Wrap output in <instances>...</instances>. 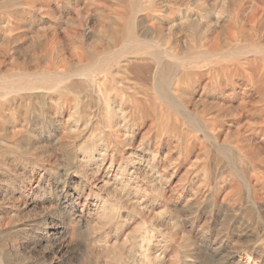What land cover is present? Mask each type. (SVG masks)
Listing matches in <instances>:
<instances>
[{
	"label": "bare ground",
	"instance_id": "1",
	"mask_svg": "<svg viewBox=\"0 0 264 264\" xmlns=\"http://www.w3.org/2000/svg\"><path fill=\"white\" fill-rule=\"evenodd\" d=\"M71 2L84 15L58 20L59 9ZM202 83L210 93L238 96V108L207 117L203 114L207 110L200 109L207 94L197 92ZM236 116L240 121L246 116L245 125H240L246 126L248 135L239 125L244 132L240 129L221 143L236 148L230 156L239 166L236 174L241 186L230 194L236 196L241 210L250 207L261 218L264 155H259L257 144L259 134L264 138V0L228 4L221 0H0V201H10L13 215L38 199L45 210L23 231L13 226L12 216L0 215V264H52L47 254L60 258L68 249L67 235L72 239L77 232V225L66 226L67 215L73 219L71 209L67 214L62 206L67 194L51 199L47 193L39 196L45 189L43 174L37 179V170H45L47 159L42 162L40 155V160L37 156L38 160L29 159L26 153L32 144L62 145L68 158L79 160L82 168L89 167L93 176L101 169L118 172L122 168L121 162L115 165L117 160H135L122 169L135 174L146 160L145 168H152L149 177L158 179L153 171L157 152L151 150L147 159L138 153L141 148L133 149L137 134L148 122V130L169 132L191 149L205 139L220 144L218 133L229 129L225 120ZM250 117L255 119L250 121ZM16 179L32 187H19ZM105 183L113 182L107 177ZM80 186L73 187L71 196L76 199ZM17 191L18 196L10 197ZM154 237L148 232L131 242L138 248L131 251V263L126 264L163 259L165 249L154 251L155 258L151 257L154 253L150 255ZM178 258L179 264H193Z\"/></svg>",
	"mask_w": 264,
	"mask_h": 264
},
{
	"label": "rangeland",
	"instance_id": "2",
	"mask_svg": "<svg viewBox=\"0 0 264 264\" xmlns=\"http://www.w3.org/2000/svg\"><path fill=\"white\" fill-rule=\"evenodd\" d=\"M211 1L215 2L216 0ZM221 1L228 4L231 0ZM71 4L73 3L71 2L70 5L67 4V7L65 4L59 9L57 12L58 18L56 17L58 20H65L69 16L73 17V19H76L79 16L78 19H80L82 17L81 15H84L82 11L78 10L77 6L74 10L73 6L76 4H73L72 6ZM77 12L79 15H77ZM74 16L76 17L74 18ZM45 19L48 18L45 17ZM45 23L44 26L49 27V22ZM221 29H223V27ZM203 85L204 84L202 83L199 89L197 88L198 94L203 92ZM207 88L204 90V94H207L205 104H200L201 110L203 108L207 111L209 110L208 112L210 113L207 111V113L202 112L203 114H207V117L214 115V112L232 113L238 108V96L232 95L231 97V95H229L228 97L226 96L227 94L223 92L210 93L209 86H207ZM230 92L231 91L229 90L228 93ZM245 117L246 116H242L241 121L239 116H236L235 118L228 117V119L225 120V127H228L229 129L228 131L225 129V132L221 131L218 133L220 144L216 145L205 139L201 144L197 143L195 147L192 146L191 149H189V147L185 149L186 146L183 144L180 145L181 143L169 132L156 133L155 130H148V122L147 125L137 134L136 144L133 149L141 148L138 153H143L147 159L150 157L152 151L157 152L156 161L153 160L157 167L155 166L153 171L156 172L155 175L157 173L159 174L158 179L161 181L149 177L151 176L149 172H151L150 170L152 168H145L146 160H142L143 164L135 174L122 171L124 167L128 169L135 160H117L115 165L117 166V164L121 162V170L114 172L110 169L106 171L105 169H101L100 173L94 174L93 176V174L90 173L91 169L89 167L82 168L83 166L79 163V160H70L67 156L66 148H63L62 145L61 147L59 145L48 146L41 143L39 145L35 143L32 144L29 148V152L26 153V156H28L29 159L38 160L40 155L42 162L47 159V161L45 160L47 163L43 162L45 170H37V179L43 174L42 183L45 189L38 192L39 196L47 193L46 196L51 199L58 194H67L69 197L63 202L62 206L67 210V214H69L71 209L73 212V219L70 220L69 215H67L68 220L66 221V226L71 223L78 226H76V235H74L72 239L70 238L71 235H67L66 241L69 243L67 244L68 249H65L61 254L59 253L60 255L58 254L60 258H56L53 253H49L48 255L47 252H45V255L47 254V261L53 260V263L59 262L60 264H122V261L126 260V262L123 263L126 264L129 262L128 259L131 251L138 248V246L136 247L133 243L139 241L140 239L138 240V238H140L141 235L148 234L149 232V234H154L155 236V240L149 248V251L153 250L150 251V255L154 253L151 257L154 256L155 252L157 253L158 250L165 249L164 252L167 253L165 254L166 257L164 256L165 258L163 257L162 259L160 256L158 257L159 260H153L152 264H156V262H159V264H171V262L179 264L178 260L180 259L178 257L184 260L186 259L188 262L193 261V264H224V262L225 264H264V207L262 208L261 214L263 220L260 217H257V214H255L257 212H254L250 207L244 208L245 210L240 209V203L235 199L236 196L234 197L230 194L233 190L237 189V187L241 186L239 175L236 174L239 166L237 165V161L230 156L232 155L231 152L236 148L228 149L221 144L225 137H235L240 129L243 130V128H245L246 135H248L246 126L240 125V123L245 125L244 122L247 120ZM253 119L255 118L250 117V121ZM259 119L261 120V118ZM261 127H264V125ZM168 134L171 135L168 136ZM261 135L263 136V134H259L260 139L258 138L257 149L259 155L263 157L264 138ZM154 138L157 141H155ZM260 147L262 148L260 149ZM120 149L122 148L120 147ZM128 150L131 149H127V151ZM133 158L135 159L136 155ZM69 161H72L73 163H70ZM58 164L62 166L60 167ZM68 164L73 165L69 166ZM74 164L78 165L76 166ZM58 167L60 168L58 169ZM52 169L55 170L56 173ZM144 170H146V172ZM48 171L54 175L49 174ZM55 174H57V177ZM107 177H110L111 182H113L110 183V185L105 183ZM66 178L68 179V182L65 184L64 181ZM20 180L21 179H16L19 187L24 186L28 189L32 187L27 181L23 184ZM122 180L124 182H122ZM234 180H237V182ZM126 181L130 182L123 188L122 186L125 185ZM80 182L81 186L78 185ZM76 184L78 187L80 186L81 189L82 186H85V189L82 190L85 192H81L80 189L81 194L78 199H76V196L74 195L71 196V194L74 193L73 187L74 185L76 186ZM233 184H236L237 186ZM233 186L236 187L233 188ZM18 195L19 191H17L14 196L10 197ZM228 200L229 202H227ZM1 202L2 201H0V215L7 218L12 216L11 220L13 221V224L15 223L13 226L20 228V230L24 226H27L26 228H28V225L32 220H36V217L39 219V217L45 215L44 207L39 199L33 201L31 206H29L30 208L28 207L29 209H24L26 213L24 210H21L18 215H13V213L10 212V201H3L4 203L2 202V204ZM101 209L103 210L101 211ZM105 211L108 214L105 213ZM253 212L254 215L252 216ZM104 213L107 216L104 215ZM247 213H249V215ZM246 214L248 216H246ZM74 216L76 217L74 218ZM248 217H250L249 219L251 220H246ZM240 222H242V224ZM258 223H260L261 226L258 225ZM241 225L243 227H241ZM248 226L249 228L247 229ZM253 226L256 227L254 228ZM241 228H243V230ZM254 230H257L258 232H254ZM21 231L19 233L23 235L24 232ZM72 241H75L76 244ZM129 244L134 245L133 248L132 246L130 248ZM144 245H147V242H144ZM165 245H167L166 248L162 247ZM41 253L43 254L42 251ZM160 258L162 260H160Z\"/></svg>",
	"mask_w": 264,
	"mask_h": 264
}]
</instances>
